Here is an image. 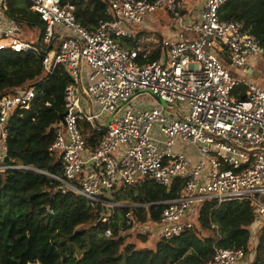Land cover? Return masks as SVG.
I'll return each mask as SVG.
<instances>
[{
  "label": "built area",
  "instance_id": "2783aa9c",
  "mask_svg": "<svg viewBox=\"0 0 264 264\" xmlns=\"http://www.w3.org/2000/svg\"><path fill=\"white\" fill-rule=\"evenodd\" d=\"M23 1L45 23L41 45L24 39L22 24L11 17L12 0H0V52L35 53L43 56L45 80L61 68L71 78L65 125L55 127L51 148L62 175L39 172L58 183L56 191L94 207L149 210L153 204L121 205L114 197L145 181L168 192L182 184L157 205L164 206L158 221L148 214L141 224L133 211L127 215L128 231L156 241L194 229L206 202L216 209L248 202L256 214L252 228L264 226V49L242 23L220 18L230 0H201L196 7L190 0H109L111 19L93 30L77 21L70 0ZM159 12L178 31L162 42L140 39L137 31ZM155 45L164 51L150 61ZM41 85L0 99V174L33 170L7 163L8 124L18 109H31ZM142 91L166 106H141L134 99ZM83 124L97 146L85 139ZM216 245L209 264L251 263L245 250Z\"/></svg>",
  "mask_w": 264,
  "mask_h": 264
},
{
  "label": "trees",
  "instance_id": "16d2710c",
  "mask_svg": "<svg viewBox=\"0 0 264 264\" xmlns=\"http://www.w3.org/2000/svg\"><path fill=\"white\" fill-rule=\"evenodd\" d=\"M108 1L70 0L77 6V21L89 30L111 19ZM11 10V17L20 24L36 27L40 33L45 30V23L29 4L12 0ZM220 18L242 23L264 49V0H230L221 9ZM126 43L135 46L129 40ZM163 51L162 47L157 49L149 60L159 59ZM45 79L43 56L0 52V99L42 83L31 109H18L8 124L7 163L33 170L0 174V264H209L216 242L222 249L245 250L250 264H264V226L258 244L251 247L256 214L248 202H226L218 209L216 203L206 202L197 224L212 236L200 235L195 227L179 238L157 241L155 249L139 250L122 236L131 228L127 215L133 211L141 224L148 222V214L158 221L164 206L157 205L173 197L182 184L168 192L145 181L114 197L116 202L128 201L130 205L153 204L149 210L94 207L73 192L56 191L58 183L39 172L62 175L59 158L52 156L51 148L56 140L55 127L65 112V90L71 78L61 68ZM82 128L84 132L89 129L87 124ZM92 139L91 145L97 146L99 139ZM108 230L112 232L109 237ZM138 236L148 241L149 236Z\"/></svg>",
  "mask_w": 264,
  "mask_h": 264
},
{
  "label": "rangeland",
  "instance_id": "374dc122",
  "mask_svg": "<svg viewBox=\"0 0 264 264\" xmlns=\"http://www.w3.org/2000/svg\"><path fill=\"white\" fill-rule=\"evenodd\" d=\"M201 0H190L191 5L196 7L197 3H199ZM17 4H24L26 3L23 0H19L18 2H16ZM158 15L164 16L167 15V13L165 12H159ZM133 28V27H132ZM137 30V29H136ZM21 34L23 36H25L26 40L28 42H31L32 44H37V38L40 34L39 30L36 27H30L27 25H22V29H21ZM60 44V41L56 42V47H58ZM238 73H241V71H237ZM137 103H139L141 106H144L145 108L147 107H162L150 94H141L138 95L137 97H135L134 99ZM174 108H170L168 107V110H172ZM85 130L83 129V135L85 137V139L89 138L90 136H94V134H88V132H84ZM121 205H127L129 204L128 201L126 202H120ZM253 229V228H252ZM255 232L253 234V238H252V246L251 247H255L258 244V238H259V232L261 229H254ZM196 232L199 233L200 235H205V236H212L213 233L209 232V231H202L200 229L199 224L196 225ZM139 230H130L127 232H123L122 236L126 238V242L127 244H135L137 249L141 250V249H155L156 243L157 241L154 238H148L147 242H144L142 240V238H140L139 235ZM79 256V255H78ZM252 259L254 258V254L251 256ZM248 259H250V257H248Z\"/></svg>",
  "mask_w": 264,
  "mask_h": 264
},
{
  "label": "crops",
  "instance_id": "0c3cea01",
  "mask_svg": "<svg viewBox=\"0 0 264 264\" xmlns=\"http://www.w3.org/2000/svg\"><path fill=\"white\" fill-rule=\"evenodd\" d=\"M15 2H18V1H15ZM195 11H197V10H195ZM177 31H178V28L175 29L174 25L171 22V18L168 15H164V16L157 15L155 17V19L148 22L144 28L140 29L137 32L139 34L138 37L140 39L156 38L160 42H162L165 38L170 37L171 35H173ZM39 36H40V34H39ZM39 36L37 38V43H38ZM23 37L26 40L25 36H23ZM159 48L160 47L158 45H155L152 55Z\"/></svg>",
  "mask_w": 264,
  "mask_h": 264
},
{
  "label": "water",
  "instance_id": "95a60500",
  "mask_svg": "<svg viewBox=\"0 0 264 264\" xmlns=\"http://www.w3.org/2000/svg\"><path fill=\"white\" fill-rule=\"evenodd\" d=\"M55 41H56V39L52 42V44L48 48L42 47L43 51H49L52 48V46L55 43ZM38 45H41V35L39 36V39H38ZM145 93L146 94H150L162 107H165L166 106L165 105V102L162 99H160L159 97L151 94L150 92L142 91V92L138 93V95L145 94ZM65 117H66V113L62 114L61 117H60L61 122L64 125H65Z\"/></svg>",
  "mask_w": 264,
  "mask_h": 264
}]
</instances>
